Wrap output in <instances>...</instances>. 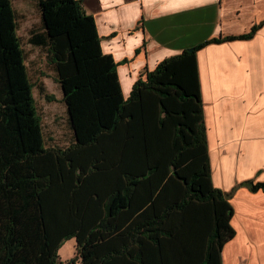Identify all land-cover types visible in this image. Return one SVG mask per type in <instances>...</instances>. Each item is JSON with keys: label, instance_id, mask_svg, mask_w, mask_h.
Segmentation results:
<instances>
[{"label": "trees", "instance_id": "1", "mask_svg": "<svg viewBox=\"0 0 264 264\" xmlns=\"http://www.w3.org/2000/svg\"><path fill=\"white\" fill-rule=\"evenodd\" d=\"M37 1L47 43L34 41L74 139L46 146L12 3L0 0V264H57L70 238L81 264H222L234 207L212 182L196 53L260 25L161 61L125 99L95 18L78 0Z\"/></svg>", "mask_w": 264, "mask_h": 264}, {"label": "crops", "instance_id": "2", "mask_svg": "<svg viewBox=\"0 0 264 264\" xmlns=\"http://www.w3.org/2000/svg\"><path fill=\"white\" fill-rule=\"evenodd\" d=\"M78 1L95 18L103 52L118 63L125 99L161 61L260 25L252 38L207 44L196 59L212 182L234 207L236 234L223 247L222 264H264V191L244 185L264 181V0ZM11 3L31 81L46 51L34 39L47 43L38 1ZM70 132L64 147L74 139Z\"/></svg>", "mask_w": 264, "mask_h": 264}, {"label": "rangeland", "instance_id": "3", "mask_svg": "<svg viewBox=\"0 0 264 264\" xmlns=\"http://www.w3.org/2000/svg\"><path fill=\"white\" fill-rule=\"evenodd\" d=\"M41 52L42 65L37 72H30L35 106L42 121L46 144L64 147L70 141L71 132L63 92L57 82L53 66L48 60L47 52ZM76 246L75 238L66 240L58 249L59 260L65 264L79 262Z\"/></svg>", "mask_w": 264, "mask_h": 264}, {"label": "built area", "instance_id": "4", "mask_svg": "<svg viewBox=\"0 0 264 264\" xmlns=\"http://www.w3.org/2000/svg\"><path fill=\"white\" fill-rule=\"evenodd\" d=\"M57 264H65V263H63V262H59V263H57Z\"/></svg>", "mask_w": 264, "mask_h": 264}]
</instances>
